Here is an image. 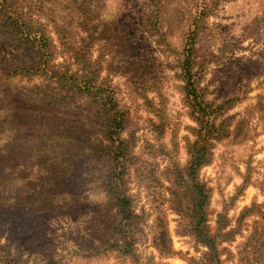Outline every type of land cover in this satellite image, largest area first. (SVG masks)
<instances>
[{"label": "rangeland", "instance_id": "rangeland-1", "mask_svg": "<svg viewBox=\"0 0 264 264\" xmlns=\"http://www.w3.org/2000/svg\"><path fill=\"white\" fill-rule=\"evenodd\" d=\"M0 264H264V0H0Z\"/></svg>", "mask_w": 264, "mask_h": 264}, {"label": "trees", "instance_id": "trees-1", "mask_svg": "<svg viewBox=\"0 0 264 264\" xmlns=\"http://www.w3.org/2000/svg\"><path fill=\"white\" fill-rule=\"evenodd\" d=\"M210 13V10L207 6L202 7V12L199 18V22L203 21L205 18L208 17ZM197 34V32H193L192 35ZM194 37L191 39V41H194ZM193 59L192 55L188 56L185 64H184V74L185 79L187 80V86L185 88L186 90V100L188 102V105L191 109L192 116L195 120V122L199 125V133L206 132V136L208 139H204L206 142H209L212 139L211 133L215 130V119L213 118L214 115L217 114V111L220 108L212 109L209 107L208 104L205 102L204 95H202L199 87L197 86V83L195 81V75L193 74ZM122 121L119 119H115L114 126L112 127L113 132L112 135H118V140L114 141L115 143H118L119 145L116 147V155L119 156L121 153V149L124 146V142L119 138V131L122 130L121 127ZM211 135V136H210ZM192 156L190 158L189 163V171L191 172V176L195 178L196 172L199 171L200 167L207 164L209 162L208 157V151H203L202 148L198 147L197 144H194L191 148ZM119 158V157H118ZM118 179H115L114 189H116V192L119 194V183L117 181ZM195 184L193 185L194 190L199 192V199L198 204H196V209H198V215H200L202 218L199 221V227L202 225L203 222H205V212H204V206L206 201L208 200L207 192L204 190L203 186H200L197 184V181H195ZM113 189V187H112ZM118 207L120 210V214L122 216V223L123 227H128V224L133 220V212L131 210V202L128 199L127 196L124 194H120L118 197ZM200 231V237L202 240H204V243L211 246L212 251L218 253V247L216 244V240L214 238H210L208 235H205L201 229ZM127 236H125L126 238ZM128 242V241H126ZM128 247L130 244H127ZM126 252L129 254L131 251L130 249L126 248Z\"/></svg>", "mask_w": 264, "mask_h": 264}]
</instances>
